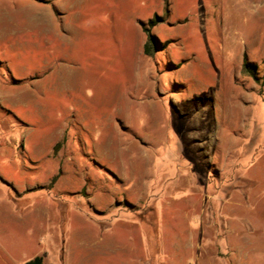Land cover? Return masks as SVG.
I'll return each instance as SVG.
<instances>
[{
	"label": "rangeland",
	"instance_id": "rangeland-1",
	"mask_svg": "<svg viewBox=\"0 0 264 264\" xmlns=\"http://www.w3.org/2000/svg\"><path fill=\"white\" fill-rule=\"evenodd\" d=\"M166 2L0 0V264H264V0Z\"/></svg>",
	"mask_w": 264,
	"mask_h": 264
},
{
	"label": "trees",
	"instance_id": "trees-1",
	"mask_svg": "<svg viewBox=\"0 0 264 264\" xmlns=\"http://www.w3.org/2000/svg\"><path fill=\"white\" fill-rule=\"evenodd\" d=\"M167 0H165V8H164V16L158 17L154 15L153 18L149 19L146 24L141 25V30L146 37V41L143 46V54L146 57H153V55L157 52V40L155 36L152 34L151 29L154 28L156 25L163 21V18L168 15L167 10ZM264 66V63H263ZM242 73L246 76L251 77L255 81H258V71L257 66L253 63H249L247 61L246 55H243V62H242ZM261 78L264 80V70ZM24 264H45L44 263V256H36L31 260L25 262Z\"/></svg>",
	"mask_w": 264,
	"mask_h": 264
},
{
	"label": "crops",
	"instance_id": "crops-1",
	"mask_svg": "<svg viewBox=\"0 0 264 264\" xmlns=\"http://www.w3.org/2000/svg\"><path fill=\"white\" fill-rule=\"evenodd\" d=\"M46 263H47V261H46ZM48 264V263H47Z\"/></svg>",
	"mask_w": 264,
	"mask_h": 264
}]
</instances>
